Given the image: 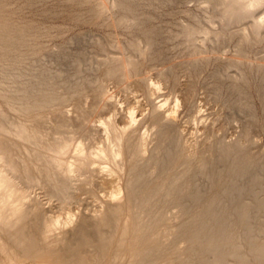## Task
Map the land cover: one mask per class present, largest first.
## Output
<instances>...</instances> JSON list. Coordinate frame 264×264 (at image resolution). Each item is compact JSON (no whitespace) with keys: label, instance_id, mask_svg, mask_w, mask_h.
I'll use <instances>...</instances> for the list:
<instances>
[{"label":"bare ground","instance_id":"bare-ground-1","mask_svg":"<svg viewBox=\"0 0 264 264\" xmlns=\"http://www.w3.org/2000/svg\"><path fill=\"white\" fill-rule=\"evenodd\" d=\"M262 1L224 0L222 10L231 17ZM3 2L0 264H264V187L230 186L228 179L219 200L210 137L178 126L185 93L171 106L155 104L144 128L137 127L136 108L125 114L110 108L102 117L112 94L83 107L77 99L85 85L62 90L30 70L38 40ZM96 9L112 11L113 25L135 14L128 0H105ZM256 24L246 40L264 36V17ZM144 43L136 44L143 58L152 46L150 39ZM138 55L121 52L107 73L136 83ZM243 70L240 76L249 79ZM151 81L160 90L163 82ZM232 158V173L243 175L251 158L241 150ZM200 176L211 181L203 186Z\"/></svg>","mask_w":264,"mask_h":264},{"label":"rangeland","instance_id":"rangeland-1","mask_svg":"<svg viewBox=\"0 0 264 264\" xmlns=\"http://www.w3.org/2000/svg\"><path fill=\"white\" fill-rule=\"evenodd\" d=\"M103 1L4 0L8 11L38 40L37 54L27 60L30 70L62 90L85 85V93L77 99L83 107L86 101L112 94L102 117L110 108L118 107L124 114L136 108L137 127L142 128L155 104L171 106L178 94L185 93L187 103L178 126L186 134L202 129L210 137L206 146L214 152L212 168L217 172L212 188L219 200L226 198L220 183L224 187L228 179L230 186L237 181L242 188L255 183L264 187V36L245 38L264 17V0L257 7L232 11L231 17L222 10L224 0H128L135 14L118 25L111 24L112 11L96 9ZM129 19L133 23H126ZM215 29L225 30V35L212 38L209 32ZM149 39L151 51L143 58L136 44ZM121 52L138 55V82L126 84L122 75L107 73ZM243 69L249 79L240 76ZM152 79L163 82L160 90H152ZM227 146L230 153H224ZM238 150L252 164H246V172L237 177L230 168ZM219 169L225 173L220 175ZM207 180L200 176L203 186ZM85 202L92 205L88 199Z\"/></svg>","mask_w":264,"mask_h":264}]
</instances>
